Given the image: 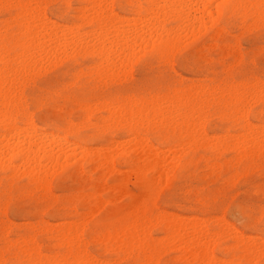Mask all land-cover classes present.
<instances>
[{
    "label": "rangeland",
    "instance_id": "1",
    "mask_svg": "<svg viewBox=\"0 0 264 264\" xmlns=\"http://www.w3.org/2000/svg\"><path fill=\"white\" fill-rule=\"evenodd\" d=\"M14 1L13 0H0V29H2V30H0V74H1L0 75V88L6 86L8 84L7 86H10V85H12V87L14 86L13 92L15 89V92H14L15 94L14 93L10 94L9 99L3 100V101H2V99L0 100L1 104L9 103L10 101H8V100H10V98L12 101V102H10V103H12L11 104L12 106L10 105L11 107L10 106L7 107L6 104L1 106V104H0V113L2 112V110L5 111V109H6L5 106H6L7 107L6 111L10 113V116H12V117L9 116L8 120L6 119L5 121H3V123H0V127H1L0 135H2L3 133L8 134L5 130V127L7 128V126L9 127L11 125H12V127L13 126L16 127V128L15 127L14 128L18 133L15 130H13L14 128L11 130V132L15 131L18 134V136H17L18 138L21 137L19 135L25 134L22 131H23V129H27L26 128L27 125L26 124H20V125L17 124V119H16V115H15L14 110H16L15 107H17V105L22 104L24 99H26V97L24 96L25 91L26 90L31 91L30 86L37 79H41L42 83L47 87V86H54L59 80H62L66 76H69V75L72 77H75L77 79H79L80 77H84V86L85 87L87 85H89L90 83L93 85V87H95L96 84L98 83L101 88L107 89L108 91H107V93L102 92L98 98H95L97 103L95 102L92 105L93 106L92 108H94L93 109L94 112L99 117V121H100L99 124H89L85 120V122L78 125V127L76 129L77 133L82 136L81 143H85L87 145V147L84 149L85 150L84 151L83 149L80 150V148H77L74 145L75 147H73V148H75V149L72 148L73 149L72 151H74V153L78 152V151H79V153H83V151H84L85 153H83V155L80 154L81 156L79 155V157L76 158V160H74L71 164H69L67 162V159H66V153H68L69 149L66 146L62 147L61 145H59V146H61L62 150L65 149V151H66V152L65 151L63 152L64 158H61L62 160H60L58 162L59 164L62 163L61 164L62 166L58 165V164H57L58 166L57 165H49V167L50 166L52 167V169H51V167L48 168L47 164H45L44 162H40V164H39V166L42 165L41 168L47 169V178L45 179V182H43V183L35 182L31 178L27 177V174L25 172H26L28 166L27 165H25L26 167L24 166L26 169H24V167H20L21 169L16 167V165L18 166L19 162H17L15 157L13 158V156H10L11 154H9V155L7 154L9 158L7 156H5L8 159H6V158L2 159L3 161H1V162L5 163V164L0 163V165L2 164V166H0V211H1L0 212V264H10V262L15 261L16 259L20 258L21 254L25 251H26L27 255H29V253H32L33 255H31V256L35 257L36 255H38L39 257H42L45 260H48V259L60 260L67 254L69 249H71L72 251L80 250L82 253H86V254L88 252V254L90 255V257H92V259L95 258L94 259L95 262L99 261L98 264H100V263L101 264H152V263L153 264H209V262H211L210 259H212V260L214 259L213 262L210 264H230L232 259H236L238 257L239 258H246V253L244 252L242 247H240V245L243 244V241L237 242V241L233 240L232 237H230V235L227 231V228L229 226L226 227V225H225L224 227H221L219 229V231H217L215 233L216 236L213 233L212 234L213 238L211 237V239L212 240L215 239V240L212 242V240H209V238L207 236H209V226L214 223V218L208 217L207 219H205L204 218L205 212L201 211L196 206L181 207L179 205H176L175 203L172 202V198L169 195H167V193H168V190L171 187V185L176 181L177 173L179 172L181 166H183L185 169H187L188 167H191L192 171H191V173H189L191 178L196 180L198 183L204 185L205 187H215L218 184L220 186H223L226 183L235 184L237 181H241L242 190L247 191L248 189H254V190L258 189L260 187V185L262 183H264V172H262V170H261L262 166L260 164V160L262 158V155H264V149H260L261 148V143H260L261 137H260V135H257L260 132V125L262 122L261 117H262V115H264V113H262L260 108H259V99L257 98L254 101V103L252 105V110L246 114V118L248 115H250L251 120L254 122V123H252V126L254 125L253 128H255V129H253V128H251V125H248L246 127H245V125L240 126L235 122V120L232 119V111L231 110L234 108V106L237 103V101H235V96L233 95L234 98H232V96H231L232 94H230L234 91V90H232L233 86L232 85H226L224 83L223 79L222 78L218 79L217 73L214 71H211V70L208 72H205L203 74L197 73V72L186 73L184 76L181 77V82L185 85V87L174 88L172 90L165 89L163 91L156 90L155 92L146 91V92H141L137 95L121 96L118 94L117 90L121 89L126 81H129L132 79L133 73L131 72V70L128 71L129 73L127 72L126 74L125 73H116L117 68H115V67L116 66L119 67V64H118L119 62L117 63L115 61V60H117V59H115L116 57L114 58L115 60L114 59L113 60L118 65H116V63H115V67H112V69L108 68L105 70V67H102V66L100 67L99 63L101 60H99V59H101V58L97 55L96 52L91 50V48L96 47L93 44L94 41L92 42L91 38H94L93 40H95L94 33L100 27L101 24H99V23L101 22V20H99V21L91 20V15H92V19H94V17H93L94 11L92 12L90 10H91V8H93L92 10H95V9L97 10L98 8L95 6H98V5L93 4L90 0H88V2H87V0H59V2L71 3L75 7L73 9H71V13H73V14L68 15L66 17V20L68 22L63 24V26L65 25L64 27L66 29L64 27H62V25H59V26H57L59 30H56V32L58 31L60 33L61 31H63V29L66 32L68 31V33L70 32L68 29H71L72 32L75 31V33L73 32L71 34L72 37H75V38L71 39L72 37L68 36L67 42L71 41V40L72 41L69 43H72V42L74 43L77 41H81V42L85 41L86 47L85 46L84 47L87 50L86 51L85 48L84 49L81 48L82 49V51H81L80 48L76 49V47H75V50L78 52L77 53L75 50L73 51L72 49H70V48H72V45H73V44H71V46L69 45L70 47L67 46V48L70 49V54L64 55L62 48L64 50L66 47H63V46L61 48L59 47V50H55V52L58 51L55 54L54 50H52V49L57 44L53 43L54 44L53 45L51 42H49L48 43L49 45L47 43L45 45H42L41 42L44 40L41 38H39V43H37V46L40 47V45H41L42 46V47H40L41 51L46 50L47 52L42 51V53H40L41 51H40L39 47H37L38 51H36V46H35V48H33L34 46L33 47L30 46L29 48L28 47L24 48L25 45L23 43L24 41L22 40L23 38L21 35H19L22 33L21 32L22 25L20 23L21 22L20 16H21V12H22L21 10L25 9L28 13L32 12L31 11L32 9H30V8L28 9V7H26L27 5H29L28 2L33 1L32 3L36 4V3H43L44 1L45 2H57V0H14ZM20 1L22 3L23 8L21 6ZM238 1L242 2L243 0H238ZM18 2L20 3V5L18 4ZM109 2H108V0H105V1L103 0L102 4L104 3V5L102 6V4L100 3L101 6H98L101 9H103V12L106 11L105 13L102 14L103 15L102 21H104V22L107 21V19H105V18L109 16L108 12H109V14L114 12L113 15L116 14L115 15L116 17L115 16H114L115 18L112 17V18H114L113 22L115 19L118 21L117 25L115 23L116 20L114 22L116 25V28L119 26L118 29L120 28V30H121V28H122L123 30H128V32L131 31V33H133L135 30L134 31L129 30L130 28L136 29V32L145 28V27L143 28L142 26L143 25L146 26V22L142 21L141 16L142 17L144 16L143 17L144 20L148 18V17H146V15L150 17V15H148L149 13L146 12V9L148 8L147 0H109ZM222 2H225V0H215L213 2V5H215L216 3H222ZM231 2L235 3L234 1H231ZM32 3H30V5ZM126 3H127V5H126ZM251 3H252V1H251ZM5 5H11L13 7L6 8ZM106 5H107V8H106ZM105 8L107 10H105ZM258 10L259 11L261 10L260 7H256L254 9L252 7L240 9L239 15L237 17H232V18H229L228 20H226L227 27L222 26V27L217 28L216 31H218V32L216 33V31H214V32H212V35H210V36L208 35V31L211 30L212 25L210 23V24H208L207 27L203 26V25H205L204 20H203V22L199 23V26H200V24L202 26L197 27V25H196V29L194 31H196L197 34H196V32L192 33V34H194L193 37H192V35L191 36L189 35L187 37L182 38L181 41H183L185 44H191V43H195V42H198V41H201V40H204L205 38H207L208 41H211L210 46L212 48H215L216 47L215 42L217 40H219V41H221L220 47L224 51L226 56L228 55L229 50L232 48H235L236 51H239V49H243L245 52H257L258 53L261 46L264 45V31L261 30L260 25L257 23L251 24V26L248 25L247 27L243 28V22H244L245 16L250 14V15H255L256 17L259 18ZM66 11H68V10H66ZM213 11H215V10L213 9ZM240 11H242V12H240ZM205 12L207 13V11H205ZM255 12L257 13V15ZM17 13L19 14V16ZM82 14H84V15H82ZM106 15H108V16H106ZM170 15H172V14H166L164 17L163 24H164V26H166V28H171V27L174 28L175 26H177L179 24L178 21L175 20L174 17H172ZM85 16L87 18H85ZM88 16H90V17H88ZM168 16H169V18H168ZM196 17H199V16H196ZM83 18H85V19H83ZM88 18H89L90 22H88ZM112 18H111V20H112ZM123 18L124 19L126 18V19L124 20ZM131 18H133V20H131ZM135 18L136 19L138 18L137 21L138 20H140V21L137 22ZM118 19L122 22H120ZM129 20L134 24L130 25L131 22ZM16 21L19 23L17 24ZM135 21H136V23H135ZM10 22H12V23H10ZM8 23H10V25ZM85 23H86V25H84ZM118 23H119V25H118ZM124 23L126 24V26ZM72 24L74 26H72ZM140 24H141V26H140ZM5 26L9 30L10 39H11V51H12L11 57L12 58L10 57L9 58L10 60L8 59L6 51H5V41H4V34H3L5 31V28H6ZM201 27H203L202 31H201V29H202ZM137 28H138V30H137ZM83 29H87V30H83ZM229 29H231V31H229ZM88 30H89V32H88ZM90 30H92V31L90 32ZM93 30H95L94 33H92ZM80 31H83L84 33L83 32L80 33ZM86 32H87V34H86ZM235 33H239V35H235ZM76 34H78L77 35V37H78L77 41H76V39H77ZM40 39H41V42H40ZM80 39H83V40H80ZM86 39H87V41H86ZM21 40H22V42H21ZM228 41H232V43L230 44V43H228ZM51 44H52V46H51ZM46 45H47V49L48 48L49 49L48 50L42 49ZM92 45H93V47H92ZM30 48L32 50L29 52ZM27 49H28V51H27ZM50 49H51L52 53H50L51 52ZM60 49L62 52L60 51ZM32 51L34 52V55H32L33 57L31 56V54L33 53ZM48 51H50V52L48 53ZM134 51L132 52L133 54H136L139 52L138 53L139 56L143 57L146 53H151L152 50L150 48L146 47L143 50L141 49V51L139 48L138 49L136 48V50H134ZM53 52H54V54H53ZM13 54L15 56H13ZM23 54L26 56V57L25 56L23 57V60L26 61L25 58H27V54L30 56V58L32 57L31 58L32 61H34L33 59L36 58L35 61L37 60V62L36 63L34 62V64L39 65L40 67L42 66L41 68L46 70L45 75H47V73H51V75H47V78L43 79L41 74L37 73L36 75H34L32 77L31 80L23 81V82L16 81L18 85L16 84V82L13 79L6 78L5 68L11 67L12 64H15V63H13L14 61L20 62ZM36 54H38L39 57ZM45 54H47V55H45ZM57 54H58V56H56ZM59 54L60 55L63 54V55L59 56ZM117 54L118 53H116V55ZM1 55H3V57ZM16 55L19 57V61H18V59H17L18 57ZM4 56H5V58H4ZM29 56L27 58V61L28 60L30 61ZM53 56L54 57L56 56V57L53 59ZM37 57L39 60L37 59ZM46 57H47V59H46ZM50 57H52V58H50ZM57 59H60V60H57ZM25 61H24V63L27 62V61L26 62ZM124 62H122V63H124ZM20 64H21V62H20ZM2 65H4V66H2ZM31 65L32 64H30V66ZM65 65H67L68 67H64ZM18 66H21V65H18ZM2 67L4 68V70ZM262 67H264V61H262L260 59V57L257 55L256 60L254 62H250V65L246 67V73L251 79L254 80V82L259 83V78L262 74ZM62 68H63V71H61ZM101 68H103L105 71ZM120 68L121 67H119V69H118L119 72H120ZM70 69H76V71L71 72ZM109 69H111L110 70L111 73L109 72ZM98 71H99V73L101 71L106 72L109 75H107L105 80H99ZM112 71L114 73H112ZM153 76H154V68L151 65L141 67L139 69V71L136 73L137 79H139L143 82L151 81L153 79ZM94 77L96 78L95 80L93 79ZM127 78H128V80H126ZM3 80L5 82H3ZM198 89L200 90V93L198 92L199 91ZM201 89H202V91H201ZM203 89H204V91H203ZM215 89H216V92H215ZM189 93L191 94V96L193 94H195L193 96V98L191 97V100H194L197 102L198 105H196V106L201 107V111H199V112L201 113V116L203 115L202 116L203 120L200 118L201 116H198L200 119L195 124L196 135H195V133H193L190 130L187 131V129H189V128H186L187 127L186 126L187 121L189 119H191V115H192V114L190 115V112H188L189 109L186 110L187 108H179V107H177L178 105H176L184 97L190 96ZM16 94H17V96H16ZM14 95L16 96L17 100H16ZM185 95H187V96H185ZM229 95H230V97H229ZM200 96L202 98H200ZM170 98L172 101L170 100ZM21 99H22V101H21ZM136 99H138L137 102H136ZM232 99H233V101H232ZM114 100H115V102H114ZM158 100H160V101L163 100V101H161L162 103H159V102H157ZM139 101H141V102H139ZM229 101H231V102H229ZM132 102L136 103V105H139V103H141L140 105H144V107H146L149 103H152V102L159 103V105H163L162 107L160 106V108H161L160 111H162V114H164V115H162V117H160L154 113H152V114L149 113L146 117H143V121L140 120V125L136 126L137 128L134 130L133 128L130 127V126H135L134 124L130 125L127 122L119 123V122H117V119L113 118L110 114H108L111 111V108H113V104L117 105V106H115L116 108L118 106H120V104H122L124 106L126 104L125 107L124 106H122V107H124V111L126 110L127 112H130L131 109L134 110V108L132 106L133 105ZM142 102H145V103L143 104ZM127 103H128V105H127ZM164 103L166 106V110H165ZM171 103H175V104H171ZM205 103H206V105H205ZM105 104L108 105L107 106L108 109H107ZM127 106H128V108H127ZM101 107H102V109H101ZM103 107L104 108L106 107V108L104 109ZM205 107L207 109H205ZM95 108H96V110L97 109L98 110L96 111ZM171 108L173 109V111L176 110L175 112H177V111L178 112H181V111L186 112L187 111V113H189L187 116H185V118L187 117L188 120L187 119L184 120L185 118L183 119L184 121H186L185 124H184L182 118L180 116H176L175 115L176 113H174ZM135 109H138V106ZM163 110H165L166 112L168 110V113H166L165 111L163 112ZM102 111H106L107 115H103V116L99 115V113ZM196 111H198V110L196 109ZM169 113L170 114L172 113L173 115L171 114L169 116ZM165 114L167 116H165ZM154 115H155V117H154ZM149 116H151V118H149ZM163 116L165 118H163ZM173 116L177 117L179 119L180 124L183 123L182 125H183V127L184 126L185 127L183 128V127H180L179 125L177 126V121H174L177 118H175ZM157 117H159L160 119L157 120ZM166 117L168 119H166ZM169 117H172L173 119H169ZM9 118L13 119V122H12L13 124L9 123V122H11ZM148 118L150 119V122H148V120H149ZM153 118H156L157 123L154 122L155 119L153 121ZM161 118H162V120H161ZM144 119L146 121V126H145V124H142L143 122L145 123ZM151 119H152V123H151ZM2 120H4V119L0 118V122H2ZM113 120H114V122H113ZM7 121H9V122H7ZM159 121L160 122L163 121V122H161L163 125L160 124ZM170 121H172V122H170ZM167 122H168V124H166ZM198 122L199 123L201 122L200 123L201 126L199 125ZM125 123H126V125H125ZM150 124H152V125H150ZM174 124H175V126H172ZM19 126L22 128H20ZM12 127H10V128H12ZM23 127H25V128H23ZM250 128H251V130H250ZM15 132L12 134L11 133H9V134H11V135L14 134V136H16L17 134ZM19 132L21 134H19ZM250 132L252 133V135ZM253 132H254V134H253ZM222 134H224V135H222ZM204 136H206V137H204ZM136 137L138 138V140L136 139ZM140 137H141L142 141L139 140ZM234 137H235V139H234ZM47 138H49V140L52 139L50 134H49V137H45V138L42 137V139H45L46 141L48 140ZM189 138L191 139V142H190ZM254 138H255V140H254ZM198 139H199V141H197ZM13 140L14 139H12L11 142ZM127 140H128V142H127ZM187 140H188V142H186ZM232 140H234V141H232ZM48 141H47V143H48ZM116 141L120 144V145L118 144L120 146V148L117 145ZM121 141H122V143H121ZM132 141L133 142L136 141V143L138 145L140 144L139 145L140 147L142 146L141 143H143L142 150L140 149L139 146H137V144L135 142H134L135 143V145H134ZM204 141H205V143H204ZM258 141H260L259 142L260 146L257 145ZM111 142H112V144H111ZM250 142H253V143H251V145H250ZM56 143L59 144L58 142H56ZM109 144H111V145H109ZM124 145L126 148L128 147V149H126L124 147ZM149 145H151V146H149ZM183 145H185V146H183ZM242 145H243V147H242ZM253 145H255V146H253ZM136 146L138 148L137 150H135ZM146 146H147V148H145ZM93 147H95V148H93ZM150 147L152 150L149 149ZM176 147L178 149H175ZM255 147H257L258 149L256 148L257 149L256 150ZM123 148H124V150H123ZM148 149L150 151H148ZM122 150H123V152H122ZM133 150H134V152H133ZM80 151H82V152H80ZM145 151H148L150 156H148L147 152H145ZM152 151L156 152V154L153 153V155H154V157L156 156L158 159L154 158L155 159L154 160L153 158H151L153 156ZM106 153H107V155H106ZM158 155H159V157H158ZM107 157H109V158H107ZM148 157H150V158H148ZM105 158H107V159H105ZM109 159H110V161H109ZM132 159H133V161H132ZM176 160H177V163L174 162ZM156 161H157V165H156ZM182 161H183V165H182ZM158 162L160 163L159 167H158V165H159ZM172 162L176 163V164H173ZM241 162H246L245 167L240 169V171L238 172L237 168L241 164ZM247 162H250V163H247ZM151 163H153V164L155 163L156 167L154 166L155 168L154 167L152 168ZM12 164H13V166H12ZM44 164L46 165L45 167H44ZM6 165H7V167H5ZM9 165H11L13 168ZM54 166H55V169L53 168ZM14 167H16L18 169L15 168V170H12V169H14ZM73 167H75V171L70 172L69 169H71ZM111 168H112V170H111ZM157 168H159V170ZM108 169H109V171H108ZM156 170H158V171H156ZM156 172L158 173V176L160 173L163 176L161 175V177L159 179V177H157ZM48 176H49V178H48ZM140 176H141V178H140ZM156 177L158 179H156ZM153 181H154V183H153ZM5 185H8L9 190L15 189V191L18 194H20L18 196L16 203L12 207L11 213H10V215H8L7 220L5 219V210L7 208V205L4 203V200H3V191H4ZM147 185L153 186L155 188V191L153 193H146L145 187ZM39 189H43L45 192L55 190L58 193L59 197L62 199L72 198L71 209L67 210V211L64 209H58L55 211L43 210V211L38 212L36 210V204L38 203V201H33L31 198H25V197L30 196L31 192H36ZM77 194H79V197H77ZM102 196H106L107 199H102L101 198ZM56 199H57V197H53L54 201ZM78 204H79L81 209L86 208L88 210V218L89 219H91L92 216H94V215H98L101 211H103V209L106 206L113 210L112 213H110V215L115 216V214L117 212L121 213V215L116 216V219L114 221L113 231H114V233H117V234L119 233L118 234L119 236L122 234V236H120V238L122 240L126 237V240H127L126 243L127 244L122 243L121 246L117 245L115 247H106V246H101L94 241L85 240L84 236H83L84 228L82 225L80 227V233L79 234L75 233V234H73V236H72V234L71 235L65 234L64 232H65V229H67V228H73L74 227L75 232H76V226H77L76 220L78 219V217L80 215L77 212V205ZM97 204H99V205H97ZM96 205H97V208H96ZM164 213H166V214H164ZM164 215H166L167 217ZM171 215H172V217H170ZM175 217H177V218H175ZM158 218H159V220H158ZM154 220H155V223H154ZM151 221H153V222H151ZM164 224L166 226H164ZM201 224L203 226H201V227L198 226ZM174 225L177 226V228L179 226V228L176 231H175L176 228L174 227ZM135 226L136 227L139 226V227L136 228ZM194 226L196 228L199 227V229L194 230L195 229ZM180 228H182V229H180ZM131 229H132V231H131ZM178 230H180V232ZM177 231H178V233H177ZM175 232L179 236L180 235L181 236L177 238L178 235H176ZM141 233H142V235H141ZM137 234H139V237L140 236H142V237L139 238ZM171 234H172V236L174 235L179 240H174L175 241L174 242L172 240ZM135 235H136V237H133V240H131L132 236H135ZM222 235H223V237H222ZM258 235L259 234H257V237H258ZM198 236H200L201 238ZM59 237H60V239H59ZM65 237H68L69 240L72 239V237H75V241H76L75 245L73 246V243L71 240H70V243L66 244V241L64 240ZM192 237H194V238L192 239ZM195 237H198V239ZM134 238H135V240H134ZM180 238H183V242H182V240L180 241ZM185 238H186V240L192 239L191 240L192 242L190 241L188 243V240H187V242L186 241L184 242ZM217 238H218V240H217ZM194 239L195 240L197 239L196 242H194L195 241ZM230 240L232 242H230ZM128 242H129V244H128ZM181 242H182V244L187 243V245L186 244L182 245ZM175 243L178 244V246ZM190 243H195V244H193L194 247ZM196 243H198V245ZM202 243L205 245L203 246ZM161 244H162V246H161ZM210 244H212V245L210 246ZM185 245L186 246L189 245L191 247L189 248V246L186 247ZM196 245H197V249H198V250L196 249L197 251L195 250ZM184 246L186 248H184ZM200 247L202 248V250L205 251V252L203 251L204 254H202L203 252L200 249ZM35 250L37 252H35ZM173 250H174V252H173ZM198 251L201 253V255H199L200 253H198ZM205 254L207 255V257ZM237 254H238V257H237ZM203 256H204V258H203ZM171 257H173V258H171ZM257 258H258V256H257ZM203 259L206 262H204ZM207 260H210V261H207ZM200 261H202V262H200ZM225 261H227V262H225ZM97 262H96V264H97Z\"/></svg>",
    "mask_w": 264,
    "mask_h": 264
},
{
    "label": "snow or ice",
    "instance_id": "2",
    "mask_svg": "<svg viewBox=\"0 0 264 264\" xmlns=\"http://www.w3.org/2000/svg\"><path fill=\"white\" fill-rule=\"evenodd\" d=\"M6 8H11V5H5ZM32 9L30 24L34 25L41 31L58 30V25L67 23L66 17L72 15L71 9L75 6L71 3L59 2H43L27 5ZM160 8H170V5H159ZM189 9L203 8L208 12L207 17L201 15L204 24L207 27L211 23L212 28L208 31V35H212L219 27H227L226 20L239 15V10L248 8V5L236 4L225 0L222 3L204 4V5H187ZM215 9V11H213ZM260 16L246 15L243 27L257 23L261 30L264 31V4L260 5ZM68 10V11H66ZM148 26L155 27L154 21L149 20ZM147 27V26H146ZM87 30V29H83ZM231 31V29H229ZM239 35V33H235ZM5 51L7 57H11V39L7 27L4 31ZM216 47L212 48L211 41L207 38L204 40L185 44L183 41L173 42L161 40L157 46L153 44L151 53H146L140 57L138 53L129 55L126 61L122 63L120 72L127 73L129 70L133 73L132 79L126 81L121 89L117 90L118 94L137 95L141 92L156 90L163 91L165 89L172 90L174 88L185 87L181 82V77L188 72L205 73L214 71L217 73V78H222L226 85H232L234 96L237 103L232 111V119L240 125H251L254 123L250 115L246 114L252 110L254 101L259 99V108L264 113V67L259 78V83L254 82L247 73L246 67L250 62L256 60L257 55L264 61V45L261 46L259 52H245L243 49L236 51L235 48L229 50L226 56L221 49V41L217 40ZM232 43V41H228ZM69 48L64 49V55H69ZM151 65L154 68V76L151 81L143 82L136 77V73L143 66ZM64 67H68L65 65ZM45 69L39 65H21L12 64L11 67L5 68L6 78H11L14 81L31 80L37 73L41 74L43 79L47 78ZM63 71V68L61 69ZM75 72L76 69H70ZM108 73H99V80H105ZM96 79L95 77L93 78ZM31 91H25L23 103L17 105L15 115L17 124H26L27 132L36 138L49 137L54 138L62 147L66 146L69 151L66 153V159L71 164L80 155L79 152H72L75 145L77 148L85 149L87 145L81 143L82 136L77 133V126L84 123L85 120L89 124H99V117L94 112L92 105L96 102L101 93H107V89H103L97 83L95 87L90 83L84 86V77L79 79L66 76L59 80L54 86H45L41 79L35 80L31 84ZM113 107L115 105L113 104ZM193 111L191 119L187 121L189 129L195 133V124L199 119L195 104L192 105ZM99 115H107L106 111H102ZM125 120H130L134 125L137 124V116L135 111L131 117L127 111L121 113ZM151 118V116H149ZM5 119L8 115L5 114ZM143 120V114L140 118ZM159 120L160 118L157 117ZM261 125L259 135L261 137V148L264 149V115L261 117ZM177 124L183 127L179 121ZM171 142V141H170ZM186 159V158H185ZM18 162V161H17ZM246 162H241L237 171L245 167ZM250 163V162H247ZM262 172H264V155L260 160ZM183 165V161H182ZM70 172L75 171V167L69 169ZM191 167L185 169L180 167L177 173L176 181L171 185L167 195L172 198V202L181 207L196 206L201 211L205 212V219L208 217L214 218V223L209 226V240L212 234L219 231L225 225L229 226L227 231L233 240L243 241L240 247L246 253V258L232 259L230 264H264V183L258 189L242 190L241 181L235 184L226 183L223 186L219 184L215 187H205L192 179ZM155 188L151 185L145 187L146 193H153ZM18 194L15 189L9 190L5 185L3 191V200L7 205L5 210V219L11 213V209L16 203ZM53 197H57L54 201ZM79 197V194H77ZM33 201H38L36 210L55 211L58 209L70 210L72 207V198L62 199L58 193L53 190L45 192L40 189L36 192H31L30 196ZM102 199H107L102 196ZM112 209L105 207L98 215L88 218V210L81 209L77 205V212L80 214L77 219L76 234H79L81 225L84 228V239L94 241L101 246L115 247L126 243V237L122 240L117 233H114L113 226L116 216L121 215L117 212L114 215ZM257 234L258 237H257ZM71 235V233H70ZM230 242H232L230 240ZM73 246L76 241H72ZM258 256V258H257ZM10 264H77L72 261L45 260L37 259L34 256H28L26 251L21 254V257ZM78 264H91L89 261H80Z\"/></svg>",
    "mask_w": 264,
    "mask_h": 264
},
{
    "label": "bare ground",
    "instance_id": "3",
    "mask_svg": "<svg viewBox=\"0 0 264 264\" xmlns=\"http://www.w3.org/2000/svg\"><path fill=\"white\" fill-rule=\"evenodd\" d=\"M14 1V0H13ZM93 4H95V5H98V6H101L100 5V3L102 4V2H103V0H90ZM89 1V2H90ZM105 1V0H104ZM215 0H147V5H148V8L146 9V12H148L147 14L148 15H150V17L149 16H147L146 14V17H148L147 19H143V17L141 16V18H142V21H145L146 22V26L145 25H143L142 27L144 28V29H141L140 31H137L136 32V29H129V30H135L133 33H131V31L130 32H128V30H123L122 28H121V30H120V28L118 29V27L116 28V25H117V20H116V22H115V20H114V22L116 23V25H115V23L113 22V19L116 17L115 15H113V13L114 12H112L111 14H109V10L107 11L108 12V15H106V16H108V17H106L105 19H107V21H102V18H103V13H105L106 11H104L103 12V9H101L100 7H98V6H95V7H97L98 9L96 10H92L93 8H91V10L90 11H94L93 12V17H94V19H92V15H91V20H96V21H99V20H101V22L99 23V24H101L100 25V27L98 28V30L97 31H95V30H93V32L92 33H94V31H95V33H94V37H95V40H93L94 38H91L92 39V42L94 41V45L96 46H94L95 48H91V50L92 51H94V52H96L97 53V55L101 58V59H99V60H101L100 61V67L102 66V67H105V70L106 69H108V68H111L112 69V67H115V63L117 62H119L118 64H119V67H121V64H122V62H124L125 60H126V58L129 56V55H133V51L134 50H136V48L138 49H140V51H141V49L143 50L144 48H150L151 50L153 49V44H155V45H159L160 44V42H161V40H164V41H168L169 39H171L173 42H180L181 40H182V38H184V37H187V36H191L192 35V37L194 36V34H192V33H195L196 31H194L195 29H196V25H197V27H200V26H202L201 24H200V26H199V23H201V22H203V19L201 18V15L202 16H204V17H207V15H208V12L206 13L205 12V10L203 9V8H200V9H189V8H187V7H185V6H187V5H204V4H213V2H214ZM231 1H234L236 4H242V5H248L249 7H252L253 9L254 8H256V7H260V5L261 4H264V0H243L242 2L241 1H238V0H229V2H231ZM251 1H252V3H251ZM8 2V1H7ZM15 2V1H14ZM33 1H31V2H28L29 3V5H30V3H32ZM45 2V1H44ZM87 2H88V0H87ZM108 2H109V0H108ZM10 3V2H9ZM20 3H21V1H20ZM20 3L18 2V4L20 5ZM105 3V2H104ZM104 3L102 4V6L104 5ZM110 3V2H109ZM33 4V3H32ZM92 4V5H93ZM106 4V3H105ZM138 4V3H137ZM215 4V3H214ZM4 5V4H3ZM89 5V4H88ZM91 5V4H90ZM126 5H127V3H126ZM159 5H170V6H172V7H170V8H167V9H165V8H160V7H158ZM21 6H22V3H21ZM83 6V5H82ZM81 6V7H82ZM94 6V5H93ZM92 6V7H93ZM138 6V5H137ZM105 7V6H104ZM19 8V7H18ZM22 8H23V6H22ZM84 8V7H83ZM106 8H107V5H106ZM105 8V10H107ZM110 8V7H109ZM136 8V7H135ZM29 9V8H28ZM251 9V8H250ZM21 10V9H20ZM134 10V9H133ZM215 10V9H214ZM22 12H21V16H20V20H21V25H22V30H21V34H19V35H21L22 36V40L24 41L23 43H24V48L25 47H30V46H34L33 48H35V46H36V51H38V49H37V47H39V46H37V43H39V38H41V39H43L44 41H42L41 42V39H40V42L42 43V45H45L46 43L48 44L49 42H51L52 44L54 43H56L57 45L55 46V47H53V49L52 50H54V52H55V50H59V47L61 48L62 46L63 47H67V46H71V44H73L72 45V48H70V49H72L73 51L75 50V47H76V49H78V48H82V49H84L86 46H85V41H83V42H81V41H77L78 40V37H77V35L78 34H76V37H77V39H76V41L77 42H72V43H69V42H71V41H68L67 42V39H68V36H71L72 37V33L74 32L75 33V31H71V29H68L70 32L68 33V31L66 32L64 29H63V31H61L60 33L57 31H50V30H44V31H41L40 29H37L34 25H31L30 24V20H31V14H32V12H30V13H28L25 9H23V10H21ZM30 11V10H29ZM32 11V10H31ZM137 12V11H136ZM240 12H242V11H240ZM253 12V11H252ZM258 12H259V16H260V12H261V10L259 11L258 10ZM193 13V14H192ZM250 13V12H249ZM256 13V12H255ZM18 14V13H17ZM87 14V13H86ZM107 14V13H106ZM166 14H172V15H170V16H172V17H174V19L175 20H177L178 21V25L177 26H173L174 28H166V26H164V24H163V21H164V17H165V15ZM82 15H84V14H82ZM113 15V16H112ZM250 15V14H249ZM256 15H257V13H256ZM18 16H19V14H18ZM87 16V15H86ZM85 16V18H87ZM115 16V17H114ZM196 16H199V17H196ZM80 17V16H79ZM88 17H90V16H88ZM112 17H114V18H112ZM85 18H83V19H85ZM111 18H112V20H111ZM122 18V17H121ZM140 18V17H139ZM168 18H169V16H168ZM167 18V19H168ZM258 18V17H257ZM9 19V18H8ZM124 19V18H123ZM126 19V18H125ZM124 19V20H125ZM136 19V18H135ZM134 19V20H135ZM138 19V18H137ZM137 19H136V21H137ZM119 20V19H118ZM128 20V19H127ZM131 20H133V18H131ZM149 20H152V21H154V24H155V27H153V26H148V22H149ZM87 21V20H86ZM120 21V20H119ZM130 21V20H129ZM136 21H135V23H136ZM138 21H140V20H138ZM137 21V22H138ZM166 21V20H165ZM6 22V21H5ZM17 22V21H16ZM82 22V21H81ZM88 22H90L89 21V18H88ZM120 22H122V21H120ZM124 22V21H123ZM131 22V21H130ZM144 22V23H145ZM10 23H12V22H10ZM10 23H8L9 25H10ZM19 22H17V24H18ZM143 23V24H144ZM4 24V23H3ZM97 24V23H96ZM125 24V23H124ZM131 24H134V23H130V25ZM138 24V23H137ZM210 24V23H209ZM71 25V24H70ZM82 25V24H81ZM84 25H86V23L84 24ZM106 25V26H105ZM118 25H119V23H118ZM8 26V25H7ZM59 26V25H58ZM65 26V25H64ZM63 25H62V27H64ZM72 26H74L73 24H72ZM76 26V25H75ZM121 26V25H120ZM125 26H126V24H125ZM140 26H141V24H140ZM203 26H205V25H203ZM251 26V25H250ZM6 27V26H5ZM9 27V26H8ZM2 28V27H1ZM58 28V27H57ZM65 28V27H64ZM134 28V27H133ZM202 29H201V31L203 30V27H201ZM244 28V27H243ZM66 29V28H65ZM198 29V28H197ZM200 29V28H199ZM0 30H2V29H0ZM4 30V29H3ZM59 30V29H58ZM137 30H138V28H137ZM20 31V30H19ZM92 30H90V32H91ZM194 31V32H193ZM216 31V30H215ZM3 32V31H2ZM81 32H83V31H80V33ZM88 32H89V30H88ZM200 32V31H199ZM218 31H216V33H217ZM84 33V32H83ZM4 34V33H3ZM13 34V33H12ZM86 34H87V32H86ZM85 34V35H86ZM91 34V33H90ZM196 34H197V32H196ZM81 35V34H80ZM84 35V36H85ZM93 35V34H92ZM75 36V35H74ZM214 36V35H213ZM92 37V36H91ZM70 38V37H69ZM75 37H72L71 39H74ZM85 38V37H84ZM213 38V37H212ZM90 39V40H91ZM22 40H21V42H22ZM70 40V39H69ZM80 40H83V39H80ZM85 40V39H84ZM184 40V39H183ZM191 40V39H190ZM86 41H87V39H86ZM18 42V41H17ZM17 44V43H16ZM52 44H51V46H52ZM53 44V45H54ZM84 44V45H83ZM89 44V43H88ZM49 45V44H48ZM69 46V47H70ZM85 46V47H84ZM214 46V45H213ZM40 47H42L41 45H40ZM40 47H39V49H40ZM46 47V48H45ZM44 48H42V49H47V45L45 46ZM92 47H93V45H92ZM55 48V49H54ZM74 48V49H73ZM21 49V48H20ZM49 49V48H48ZM47 49V50H48ZM69 49V50H70ZM82 49H81V51H82ZM88 49V48H87ZM32 49L30 48L29 49V52L31 51ZM85 50H86V48H85ZM90 50V51H91ZM21 51V50H20ZM19 51V52H20ZM27 51H28V49H27ZM34 51V50H33ZM32 51V52H33ZM40 51H41V49H40ZM43 51V50H42ZM42 51L40 52V53H42ZM45 52H47L46 50H44ZM43 51V52H44ZM50 51H51V49H50ZM50 51H48V53L50 52ZM60 51H61V49H60ZM62 51H63V53H64V50H63V48H62ZM61 51V52H62ZM76 51V50H75ZM80 51V52H81ZM87 51V50H86ZM89 51V50H88ZM2 52V51H1ZM24 52V51H23ZM28 52V53H29ZM54 52H53V54H54ZM58 51H56L55 52V54L57 53ZM77 52V51H76ZM135 52V51H134ZM27 53V52H26ZM36 53V52H35ZM50 53H52V51L50 52ZM60 53V52H59ZM78 53V52H77ZM87 53V52H86ZM116 53H118L117 55H116ZM139 53V52H138ZM20 54V53H19ZM22 54V53H21ZM25 54V53H24ZM22 55V59L20 60V62H21V64H20V62H15L14 60V62L13 63H15L17 66L18 65H28V66H30V64H32V65H35L34 64V62L36 63L37 62V60L35 61V59H33L34 61H32L31 60V58L33 57L32 55H34V52L31 54V58H30V56L27 54V58H28V56H29V58H30V61L28 62L27 61V58H25L26 59V61L25 60H23V57L26 55ZM44 54V53H43ZM18 55V54H17ZM16 55V56H17ZM37 56H38V54H36ZM41 55V54H40ZM45 55H47V54H45ZM61 55H63V54H61ZM60 54H59V56H61ZM2 57H3V55H1ZM13 56H15L14 54H13ZM19 56V55H18ZM17 56V57H18ZM56 56H58V54L56 55ZM55 56V57H56ZM71 56V55H70ZM26 57V56H25ZM36 57V56H35ZM39 57V56H38ZM38 57H37V59H38ZM43 57V56H42ZM48 57V56H47ZM47 57H46V59H47ZM54 56H53V59L55 58ZM67 57V56H66ZM98 57V58H99ZM116 57V58H115ZM4 58H5V56H4ZM10 57H8V59H9ZM12 58V57H11ZM50 58H52V57H50ZM59 58V57H58ZM65 58V57H64ZM117 59V60H115V59ZM16 59V58H15ZM18 59V61H19V57L17 58ZM42 59V58H41ZM44 59V58H43ZM49 59V58H48ZM62 59V58H61ZM116 61V62H114V60ZM10 60V59H9ZM39 60V59H38ZM57 60H60V59H57ZM63 60V59H62ZM98 60V61H99ZM12 61V60H11ZM24 61L26 62V63H24ZM42 61V60H41ZM49 61V60H48ZM47 61V62H48ZM102 62V63H101ZM2 63V62H1ZM40 63V62H39ZM38 63V64H39ZM52 63V62H51ZM57 63V62H56ZM116 63V65H118ZM45 64V63H44ZM53 64V63H52ZM51 64V65H52ZM9 65V64H8ZM31 65V66H32ZM97 65V64H96ZM2 66H4V65H2ZM6 67V66H5ZM42 67V66H41ZM119 67L118 66H116L115 68H117V72L116 73H121V72H119L118 71V69H119ZM3 68V67H2ZM98 68V67H97ZM114 68V69H115ZM79 69V68H78ZM101 69H103V68H101ZM111 69H109V72H110V70ZM3 70H4V68H3ZM104 70V69H103ZM104 70V71H105ZM108 71V70H107ZM130 71V70H129ZM101 72H103V71H101ZM100 72V73H101ZM111 73V72H110ZM112 73H114L113 71H112ZM129 73V72H128ZM4 74V73H3ZM98 74H99V71H98ZM1 75V74H0ZM109 75V74H108ZM116 75V74H115ZM5 76V75H4ZM121 76V75H120ZM109 77V76H108ZM114 77V76H113ZM127 77V76H126ZM126 80H128V78L126 79ZM3 82H5L4 80H3ZM2 82V83H3ZM9 82V81H8ZM16 82V81H15ZM19 82V81H18ZM16 84H17V82H16ZM2 85V84H1ZM8 85V84H7ZM4 86V87H2V88H0V100L2 99V101L3 100H7V99H9V97H10V94H12V93H14L15 92V89H14V92H13V88H14V86L12 87V85H10V86ZM18 85V84H17ZM200 85V84H199ZM3 86V85H2ZM16 87V86H15ZM194 87V86H193ZM205 87V86H204ZM214 87V86H213ZM191 88V87H190ZM201 88V87H200ZM199 88V89H200ZM19 89V88H18ZM188 89V88H187ZM198 89V90H199ZM232 89V88H231ZM177 90V89H176ZM197 90V89H196ZM208 90V89H207ZM214 90V89H213ZM212 90V91H213ZM232 90H234V89H232ZM22 91V90H21ZM195 91V90H194ZM201 91H202V89H201ZM203 91H204V89H203ZM218 91V90H217ZM191 92V91H190ZM199 93H200V90L198 91ZM215 92H216V89H215ZM229 92V91H228ZM232 92V91H231ZM234 92V91H233ZM232 92V93H233ZM15 94V93H14ZM180 94V93H179ZM190 94V93H189ZM193 94V93H192ZM195 94H193L192 96H191V94H190V96H187V95H185V96H187V97H184L180 102H176L177 104L176 105H178L177 107H179V108H187L186 110H188V112H190V115L192 114V111H193V108H192V105L193 104H195V106L196 105H198L197 104V102L196 101H194V100H191V97L193 98V96H194ZM207 95V94H206ZM233 95L234 94H232L231 96H232V98H234L233 97ZM15 96V95H14ZM16 96H17V94H16ZM16 96H15V98H16ZM208 96V95H207ZM227 96V95H226ZM176 97V96H175ZM196 97V96H195ZM209 97V96H208ZM229 97H230V95H229ZM13 98V97H12ZM21 98V97H20ZM23 98V97H22ZM148 98V97H147ZM154 98V97H153ZM158 98V97H157ZM200 98H202L201 96H200ZM218 98V97H217ZM130 99V98H129ZM167 99V98H166ZM181 99V98H180ZM206 99V98H205ZM16 100H17V98H16ZM20 100V99H19ZM18 100V101H19ZM137 100L138 99H136V102H137ZM151 100V99H150ZM170 100H171V98H170ZM202 100V99H201ZM204 100V99H203ZM8 101H10V102H12L11 101V98H10V100H8ZM21 101H22V99H21ZM154 101V100H153ZM161 101H163V100H161ZM160 100H158L157 102H159V103H162ZM165 101V100H164ZM172 101V100H171ZM232 101H233V99H232ZM235 101H237V99H236V97H235ZM1 102V101H0ZM4 103V104H6V106L8 107V106H10L12 103ZM114 102H115V100H114ZM139 102H141V101H139ZM138 102V103H139ZM149 102V101H148ZM147 102V103H148ZM156 102V101H155ZM155 102H152V103H149L146 107H144V105H140L141 103H139V105H136V103H133V108H134V110H132L131 109V111L130 112H127L128 113V115L131 117L132 116V114H133V111H135V114H136V116H137V124H135V126H130L131 128H133L134 130L137 128L136 126H139L140 125V116H141V114H143V117H146L149 113H154V114H156V115H158V116H160V117H162V115H164V114H162V111H160L161 110V108H160V106L162 107L163 105H159V103H155ZM200 102V101H199ZM204 102V101H203ZM229 102H231V101H229ZM14 103V102H13ZM97 103V102H96ZM122 103V102H121ZM143 104L145 103V102H142ZM146 103V104H147ZM166 103V102H165ZM165 103H164V106H165ZM224 103V102H223ZM228 103V102H227ZM1 104V103H0ZM4 104H1V106H3ZM108 104V103H107ZM167 104V103H166ZM169 104V103H168ZM171 104H175V103H171ZM225 104V103H224ZM106 105V104H105ZM110 105V104H109ZM115 105V104H114ZM119 105V104H118ZM127 105H128V103H127ZM205 105H206V103H205ZM215 105V104H214ZM228 105V104H227ZM5 106V108L7 109V107ZM12 106V105H11ZM10 106V107H11ZM14 106V105H13ZM108 105H106V107H107ZM111 106V105H110ZM109 106V107H110ZM115 106H117V105H115ZM122 106H124V105H122V104H120V106H118L117 108L116 107H113V108H111V111L109 112L108 110V114H110L113 118H115V119H117V122H119V123H123V122H127L128 124H130V125H132L133 123H131L130 122V120H125V119H122V116H121V113H123L124 112V107L126 106V104H125V106L124 107H122ZM137 106H138V109H135V108H137ZM170 106V105H169ZM208 106V105H207ZM93 107V106H92ZM98 107V106H97ZM105 107V108H106ZM175 107V106H174ZM197 108V115L198 116H201V113L199 112V111H201V107H199V106H196ZM204 107V106H203ZM4 108V107H3ZM2 108V109H3ZM16 108V107H15ZM104 108V107H103ZM104 108V109H105ZM127 108H128V106H127ZM170 108V107H169ZM1 109V110H2ZM6 109H5V111H3L2 110V112L0 113V118L1 119H4V120H2V122H0V123H3V121H5L6 119H5V114H7L8 115V117L10 116V113L9 112H7L6 111ZM11 109V108H10ZM94 109V108H93ZM101 109H102V107H101ZM107 109H108V107H107ZM164 109V108H163ZM172 109V108H171ZM205 109H207L206 107H205ZM95 110H96V108H95ZM98 110V109H97ZM96 110V111H97ZM165 110H166V106H165ZM165 110H163V112L165 111ZM169 110V109H168ZM168 110H167V112L166 113H168ZM181 110V109H180ZM185 110V109H184ZM185 110V111H186ZM204 110V109H203ZM9 111V110H8ZM13 111V110H12ZM126 111V110H125ZM170 111V110H169ZM172 111H173V109H172ZM176 110H174L173 112L174 113H176L175 115L176 116H180L181 118H182V120L185 118V116H187L189 113H187V111L186 112H175ZM14 112H15V110H14ZM172 112V113H173ZM161 113V114H160ZM171 113V114H172ZM173 113V114H174ZM170 113H169V116L171 115ZM172 114V115H173ZM200 114V115H199ZM207 114V113H206ZM205 115V114H204ZM153 116V115H152ZM165 116H167L166 114H165ZM203 116V115H202ZM202 116L200 117L201 119H202ZM10 117H12V116H10ZM110 117V116H109ZM111 117V118H112ZM154 117H155V115H154ZM173 117H175V116H173ZM212 117V116H211ZM102 118V117H101ZM105 118V117H104ZM163 118H165L164 116H163ZM175 118H177V117H175ZM174 118V119H175ZM180 118V119H181ZM199 118V119H200ZM209 118V117H208ZM10 119V118H9ZM108 119V118H107ZM110 119V118H109ZM114 119V120H115ZM146 119V118H145ZM145 119H144V121H145ZM149 119V118H148ZM154 119H155V121H154ZM166 119H168L167 117H166ZM169 119H173L172 117H169ZM188 120V118L186 117L184 120ZM199 119L197 120V121H199ZM210 119V118H209ZM228 119V118H227ZM8 120V119H7ZM114 120H113V122H114ZM147 120V119H146ZM158 120V119H157ZM161 120H162V118H161ZM164 120V119H163ZM183 120V122H184V124H185V122L186 121H184ZM203 120V119H202ZM10 121L11 122H9V121H7V122H9V123H12L13 122V119H10ZM143 121V120H142ZM153 121L154 122H156L157 123V121H156V118H153ZM166 121V120H165ZM174 121H179V119L177 118L176 120H174ZM181 121V120H180ZM148 122H150V119L148 120ZM160 122V121H159ZM158 122V123H159ZM161 122H163V121H161ZM160 122V124H162ZM170 122H172V121H170ZM6 123V122H5ZM4 123V124H5ZM151 123H152V119H151ZM174 123V122H173ZM197 123V122H196ZM199 123V122H198ZM201 123V122H200ZM199 123V125L201 126V124ZM13 124V123H12ZM127 124V125H128ZM142 124H145V126H146V121H145V123L143 122ZM149 124V123H148ZM166 124H168V122L166 123ZM172 124V123H171ZM183 124V123H182ZM11 125V124H10ZM118 125V124H117ZM116 125V126H117ZM125 125H126V123H125ZM150 125H152V124H150ZM159 125V124H158ZM163 125V124H162ZM161 125V126H162ZM198 125V124H197ZM196 125V126H197ZM142 126V125H141ZM144 126V127H145ZM172 126H175V124L174 125H172ZM177 126H178V124H177ZM187 127L186 128H189L188 127V124L186 125ZM246 126H248V125H245V127ZM254 126V125H253ZM253 126H252V124H251V128H253ZM10 127H12V125L11 126H7V128L5 127V130H6V132L9 134V133H14L16 130H15V126H13L12 128H10ZM15 127V128H14ZM18 127V126H17ZM20 127V126H19ZM28 126H26V128H27ZM78 127V126H77ZM143 127V128H144ZM167 127V126H166ZM185 127V126H184ZM183 127V128H184ZM244 127V128H245ZM3 128V127H2ZM14 128V129H13ZM20 128H22V127H20ZM19 128V129H20ZM23 128H25V127H23ZM155 128V127H154ZM202 128V127H201ZM251 128H250V130H251ZM0 129H1V127H0ZM15 130V131H13V132H11V130ZM195 129H196V127H195ZM200 129V128H199ZM253 129H255V128H253ZM21 130V129H20ZM19 130V131H20ZM188 130H190V129H187V131ZM243 130V129H242ZM259 130V129H258ZM257 130V131H258ZM191 131V130H190ZM201 131V130H200ZM245 131V130H244ZM248 131V130H247ZM253 131V130H252ZM17 132V131H16ZM15 132V133H16ZM22 132H24L25 134L23 135V134H21L20 132H19V134H21V135H19V136H21V137H17L18 136V132L15 134L16 136H14V134L13 135H11V134H2V135H0V163H2L1 161H3L2 159L4 158H6V159H8L9 157H8V155L9 154H11L10 156H13V158L15 157L16 158V160L19 162V164H18V166L16 165V167H18V168H20V167H24L25 165H27L28 166V168H27V170H26V174H27V177H29V178H31L33 181H35V182H39V183H43V182H45V179L47 178V169L46 168H41L42 167V165L41 166H39V164H40V162H44L45 164H47V166H48V168H50L49 167V165H61V164H59L58 162L60 161V160H62L61 158H64V151H65V149L64 150H62V148H61V146H59L60 144H57L56 142V140L54 139V138H50L51 140H49V138H47L48 140V143H47V141L45 140V139H42V137H40V138H36L35 136H33V135H29L28 133H27V129H23V131ZM176 132V131H175ZM246 132V131H245ZM249 132V131H248ZM241 133V132H240ZM251 133V132H250ZM226 134V133H225ZM253 134H254V132H253ZM180 135V134H179ZM195 135H196V133H195ZM206 135V134H205ZM222 135H224V134H222ZM228 135V134H227ZM251 135H252V133H251ZM257 135H259V134H257ZM131 136V135H130ZM242 136V135H241ZM9 137V138H8ZM133 137V136H132ZM131 137V138H132ZM156 137V136H155ZM194 137V136H193ZM197 137V136H196ZM195 137V138H196ZM204 137H206V136H204ZM228 137V136H227ZM237 137V136H236ZM244 137V136H243ZM45 138V137H44ZM129 138V137H128ZM210 138V137H209ZM208 138V139H209ZM241 138V137H240ZM257 138V137H256ZM12 139H14L12 142H11V140ZM136 139L138 140V138L136 137ZM145 139V138H144ZM190 139V138H189ZM234 139H235V137H234ZM132 140V139H131ZM134 140V139H133ZM139 140H141V137H140V139ZM147 140V139H146ZM145 140V141H146ZM253 140V139H252ZM254 140H255V138H254ZM126 141V140H125ZM142 141V140H141ZM175 141V140H174ZM197 141H199V139L197 140ZM214 141V140H213ZM217 141V140H216ZM232 141H234V140H232ZM237 141V140H236ZM46 142V143H45ZM114 142V141H113ZM117 142V141H116ZM115 142V143H116ZM127 142H128V140H127ZM126 142V143H127ZM130 142V141H129ZM133 142V141H132ZM131 142V143H132ZM135 143H136V141H134ZM133 142V144L135 145V143ZM144 142V141H143ZM186 142H188V140L186 141ZM190 142H191V139H190ZM259 142L260 141H258V143H257V145H259L260 146V144H259ZM121 143H122V141H121ZM139 143V142H138ZM141 143V142H140ZM146 143V142H145ZM181 143V142H180ZM204 143H205V141H204ZM241 143V142H240ZM245 143V142H244ZM251 143H253V142H250V145H251ZM255 143V144H256ZM261 143V142H260ZM111 144H112V142H111ZM111 144H109V145H111ZM119 143L117 142V145H118ZM128 144V143H127ZM132 144V145H133ZM137 144V143H136ZM142 144V146L140 147L138 144H137V146H139L140 147V149L142 150V147H143V143H141ZM185 144V143H184ZM189 144V143H188ZM207 144V143H206ZM247 144V143H246ZM120 145V144H119ZM118 145V146H119ZM181 145V144H180ZM179 145V146H180ZM238 145V144H237ZM236 145V146H237ZM244 145V144H243ZM243 145H242V147H243ZM256 145V146H257ZM137 146H136V149L135 150H137L138 148H137ZM145 146V145H144ZM149 146H151V145H149ZM178 146V147H179ZM183 146H185V145H183ZM182 146V147H183ZM187 146V145H186ZM217 146V145H216ZM253 146H255V145H253ZM252 146V147H253ZM73 147H75V146H73ZM103 147V146H102ZM115 147V146H114ZM124 147H125V145H124ZM153 147V146H152ZM188 147V146H187ZM241 147V148H242ZM258 147V146H257ZM257 147H255V149L257 148ZM93 148H95V147H93ZM106 148V147H105ZM117 148V147H116ZM119 148H120V146H119ZM126 148V147H125ZM130 148V147H129ZM145 148H147V146L145 147ZM186 148V147H185ZM240 148V147H239ZM73 149H75V148H73ZM72 149V150H73ZM92 149V148H91ZM118 149V148H117ZM126 149H128V147L126 148ZM150 150H152L151 149V147L149 148ZM148 149V151H150ZM175 149H178L177 147L175 148ZM211 149V148H210ZM236 149V148H235ZM254 149V148H253ZM258 149V148H257ZM256 149V150H257ZM260 149H262V148H260ZM80 150H82V149H80ZM84 150V149H83ZM98 150V149H97ZM102 150V149H101ZM123 150H124V148H123ZM123 150H122V152H123ZM146 150V149H145ZM157 150V149H156ZM155 150V151H156ZM173 150V149H172ZM185 150V149H184ZM239 150V149H238ZM85 151V150H84ZM83 151V153H85ZM94 151V150H93ZM99 151V150H98ZM148 151H145V152H147V154H148V156H150L149 155V153H148ZM159 151V150H158ZM157 151V152H158ZM220 151V150H219ZM66 152V151H65ZM73 153H74V151H72ZM79 152V151H78ZM80 152H82V151H80ZM87 152V151H86ZM89 152V151H88ZM96 152V151H95ZM104 152V151H103ZM133 152H134V150H133ZM83 153H80V154H82L83 155ZM99 153V152H98ZM137 153V152H136ZM143 153V152H142ZM151 153V152H150ZM153 153H155L156 154V152H154V151H152V155H153ZM8 154V155H7ZM102 154V153H101ZM105 154V153H104ZM146 154V155H147ZM159 154V153H158ZM239 154V153H238ZM106 155H107V153H106ZM117 155V154H116ZM142 155V154H141ZM243 155V154H242ZM5 156H7V157H5ZM81 156V155H80ZM104 156V155H103ZM102 156V157H103ZM139 156V155H138ZM79 157V156H78ZM77 157V158H78ZM105 157V156H104ZM143 157V156H142ZM147 157V156H146ZM158 157H159V155H158ZM12 158V159H13ZM107 158H109V157H107ZM107 158H105V159H107ZM111 158V157H110ZM148 158H150V157H148ZM151 158H157L156 156L154 157V155L151 157ZM102 159V158H101ZM147 159V158H146ZM158 159V158H157ZM14 160V159H13ZM64 160V159H63ZM151 160V159H150ZM155 160V159H154ZM153 160V161H154ZM5 161V160H4ZM109 161H110V159H109ZM132 161H133V159H132ZM173 161V160H172ZM6 162V161H5ZM8 162V161H7ZM174 162H176L177 163V160L176 161H174ZM65 163V162H64ZM63 163V164H64ZM85 163V162H84ZM87 163V162H86ZM139 163V162H138ZM141 163V162H140ZM159 163V162H158ZM173 163V162H172ZM176 163H173V164H176ZM2 164H5V163H2ZM2 164L0 165V166H2ZM7 164V163H6ZM44 164V167L46 166ZM152 164V168L155 166V163L153 164V163H151ZM210 164V163H209ZM214 164V163H213ZM57 165V166H58ZM101 165V164H100ZM103 165V164H102ZM156 165H157V161H156ZM9 166H11V165H9ZM12 166H13V164H12ZM11 166V167H12ZM62 166V165H61ZM160 166V163H159V165H158V167ZM5 167H7V165L5 166ZM16 167H14V169H12V170H15V168ZM26 167V166H25ZM24 167V169H26ZM103 167V166H102ZM156 167V166H155ZM154 167V168H155ZM13 168V167H12ZM18 168H16V169H18ZM54 169H55V166L53 167ZM144 168V167H143ZM215 168V167H214ZM218 168V167H217ZM21 169V168H20ZM37 169V170H36ZM51 169H52V167H51ZM59 169V168H58ZM139 169V168H138ZM141 169V168H140ZM158 170H159V168H157ZM111 170H112V168H111ZM158 170H156V171H158ZM216 170V169H215ZM108 171H109V169H108ZM136 171V170H135ZM139 171V170H138ZM143 171V170H142ZM162 171V170H161ZM141 172V171H140ZM163 172V171H162ZM82 173V172H81ZM164 173V172H163ZM137 174V173H136ZM156 174H157V177H159V179H160V177H161V173L159 174V176H158V173L156 172ZM10 175V174H9ZM144 176V175H143ZM163 176V175H162ZM166 176V175H165ZM137 177V176H136ZM152 177V176H151ZM154 177V176H153ZM156 177V179H158ZM48 178H49V176H48ZM128 178V177H127ZM130 178V177H129ZM140 178H141V176H140ZM143 178V177H142ZM163 178V177H162ZM10 179V178H9ZM122 180V179H121ZM9 181V180H8ZM148 182V181H147ZM152 182V181H151ZM153 183H154V181H153ZM152 183V184H153ZM43 185V184H42ZM8 186V185H7ZM40 190V189H39ZM97 200V199H96ZM100 202V201H99ZM98 202V203H99ZM95 204V203H94ZM84 205V204H83ZM97 205H99V204H97ZM97 205H96V208H97ZM96 210V209H95ZM1 212V211H0ZM91 212V211H90ZM89 212V213H90ZM93 212V211H92ZM29 214V213H28ZM164 214H166V213H164ZM160 216V215H159ZM164 216H166V215H164ZM20 217V216H19ZM153 217V216H152ZM167 217V216H166ZM170 217H172V215L170 216ZM179 217V216H178ZM55 218V217H54ZM163 218V217H162ZM169 218V217H168ZM175 218H177V217H175ZM181 218V217H180ZM174 219V218H173ZM158 220H159V218H158ZM161 220V219H160ZM166 220V219H165ZM77 221V220H76ZM148 221V220H147ZM182 221V220H181ZM7 222V221H6ZM151 222H153V221H151ZM177 222V221H176ZM76 223V222H75ZM154 223H155V220H154ZM134 224V223H133ZM167 224V223H166ZM171 224V223H170ZM143 225V224H142ZM147 225V224H146ZM151 225V224H150ZM164 226H166L165 224H164ZM170 226V225H169ZM173 226V225H172ZM198 226H203L202 224L201 225H198ZM73 227V226H72ZM77 227V226H76ZM129 227V226H128ZM136 227V226H135ZM139 227V226H138ZM138 227H136V228H138ZM174 227L176 228L175 229V231L179 228V226H178V228H177V226H175L174 225ZM181 227V226H180ZM190 227V226H189ZM226 227H227V225H226ZM65 228V227H64ZM194 230H198L199 229V227H195L194 226ZM203 228V227H202ZM129 229V228H128ZM127 229V230H128ZM180 229H182V228H180ZM204 229V228H203ZM202 230V229H201ZM222 230V229H221ZM47 231V230H46ZM63 231V230H62ZM131 231H132V229H131ZM179 232H180V230H178ZM178 231H177V233H178ZM130 232V231H129ZM143 232V231H142ZM221 232V231H220ZM224 232V231H223ZM222 232V233H223ZM65 234H69L70 235V233L72 234V236H73V234H75L76 232H75V229H74V227L73 228H67V229H65V232H64ZM80 233V232H79ZM176 233V232H175ZM176 233V235H178ZM216 233V232H215ZM215 233H214V235H215ZM119 234V233H118ZM126 234V233H125ZM136 234V233H135ZM144 234V233H143ZM59 235V234H58ZM81 235V234H80ZM138 235V237H139V234H137ZM141 235H142V233H141ZM170 235V234H169ZM213 235V236H214ZM120 236H122V234L120 235ZM128 236V235H127ZM181 236V235H180ZM179 235L177 236V238L178 237H180ZM216 236V235H215ZM225 236V235H224ZM62 237V236H61ZM76 237V236H75ZM75 237H72V239H70L71 241H73V240H75ZM133 237H136V235L135 236H132V238H131V240H133ZM142 236H140L139 238H141ZM144 237V236H143ZM146 237V236H145ZM170 237V236H169ZM171 237H172V240L174 241V240H179V239H177L174 235L172 236V234H171ZM198 237H200V236H198ZM198 237H195V238H197L198 239ZM205 237V236H204ZM208 238H209V236H207ZM222 237H223V235H222ZM138 238V239H139ZM151 238V237H150ZM149 238V239H150ZM190 238V237H189ZM194 237H192V239H193ZM201 238V237H200ZM206 238V237H205ZM213 238V237H212ZM59 239H60V237H59ZM147 239V238H146ZM191 239V240H192ZM196 239V240H197ZM222 239V238H221ZM30 240V239H29ZM64 240L66 241V244H68V243H70V240H69V238L68 237H65L64 238ZM130 240V241H131ZM134 240H135V238H134ZM142 240V239H141ZM168 240V239H167ZM166 240V241H167ZM171 240V239H170ZM182 240V242H183V238H180V241ZM188 240V243L191 241L190 239H187ZM187 240H186V238H185V240H184V242L186 241L187 242ZM195 240V239H194ZM193 240V241H194ZM196 240L194 241V242H196ZM203 240V239H202ZM208 240V239H207ZM212 240V239H211ZM215 240V239H214ZM214 240H212V242L214 241ZM217 240H218V238H217ZM165 241V242H166ZM199 241V240H198ZM204 241V240H203ZM19 242V241H18ZM134 242V241H133ZM138 242V241H137ZM136 242V243H137ZM140 242V241H139ZM168 242V241H167ZM171 242V241H170ZM175 242V241H174ZM182 242H181V244H182ZM192 242V241H191ZM64 243V242H63ZM86 243V242H85ZM62 244V243H61ZM127 244V243H126ZM128 244H129V242H128ZM139 244V243H138ZM165 244V243H164ZM163 244V245H164ZM176 244V243H175ZM180 244V243H179ZM184 244H186L187 245V243H183L182 245H184ZM190 244H195V243H190ZM197 245H198V243H196ZM201 244V243H200ZM199 244V245H200ZM203 244V243H202ZM85 245V244H84ZM140 245V244H139ZM173 245V244H172ZM177 246H178V244H176ZM185 245V246H186ZM197 245H196V248H195V250L197 249ZM205 244H203V246H204ZM212 244H210V246H211ZM234 245V244H233ZM242 245V244H241ZM121 246V245H120ZM146 246V245H145ZM161 246H162V244H161ZM184 246V248H186V247H188V246H186L185 247ZM202 246V247H203ZM77 247V246H76ZM80 247V246H79ZM133 247V246H132ZM191 246H189V248H190ZM193 247H194V245H193ZM15 248V247H14ZM122 248V247H121ZM181 248V247H180ZM205 248V247H204ZM203 248V249H204ZM36 249V248H35ZM76 249V248H75ZM115 249V248H114ZM120 249V248H119ZM176 249V248H175ZM200 249L202 250V248L200 247ZM233 249V248H232ZM243 249V248H242ZM74 250V249H73ZM198 250V249H197ZM196 250V251H197ZM34 251V250H33ZM200 251V250H199ZM198 251V253H200ZM204 250H202V252H203ZM35 252H37L36 250H35ZM173 252H174V250H173ZM205 252V251H204ZM204 252L202 253V254H204ZM244 253V252H243ZM87 254H88V252H87ZM86 253H82L80 250H76V251H72L71 249H69L68 250V252H67V254L62 258V259H60L59 261H68V262H72V261H75V262H77V264H78V262H80V261H89V262H91V264H96V262L94 261V259H92V257H90V255L88 254L87 255ZM207 254V253H206ZM205 254V255H206ZM31 255H33L32 253H29V255L28 256H31ZM63 255V254H62ZM189 255V254H188ZM191 255V254H190ZM199 255H201V253L199 254ZM208 255V254H207ZM207 255H206V257H207ZM211 256V255H210ZM190 257V256H189ZM199 257V256H198ZM205 257V258H206ZM215 257V256H214ZM35 258H37V259H40V258H42V257H39L38 255H36L35 256ZM171 258H173V257H171ZM176 258V257H175ZM191 258V257H190ZM203 258H204V256H203ZM208 259V258H207ZM219 259V258H218ZM52 260V259H51ZM154 260V259H153ZM197 260V259H196ZM199 260V259H198ZM204 260V259H203ZM211 260V262H209V264L210 263H212L213 262V260L212 259H210ZM210 260H207V261H210ZM217 261V260H216ZM99 262V261H98ZM98 262H97V264H98ZM200 262H202V261H200ZM204 262H206L205 260H204ZM225 262H227V261H225ZM142 263V262H141ZM101 264V263H100ZM153 264V263H152Z\"/></svg>",
    "mask_w": 264,
    "mask_h": 264
}]
</instances>
